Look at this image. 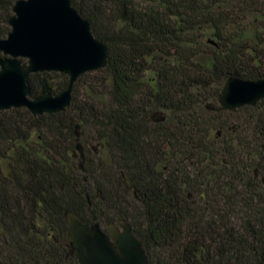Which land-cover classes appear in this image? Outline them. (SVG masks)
Wrapping results in <instances>:
<instances>
[{
    "label": "trees",
    "instance_id": "16d2710c",
    "mask_svg": "<svg viewBox=\"0 0 264 264\" xmlns=\"http://www.w3.org/2000/svg\"><path fill=\"white\" fill-rule=\"evenodd\" d=\"M16 1L0 0V38ZM71 2L108 65L61 112L0 111V264H80L67 211L128 221L150 264H264V99L205 108L229 77L264 78V0ZM29 79L41 97L69 77Z\"/></svg>",
    "mask_w": 264,
    "mask_h": 264
},
{
    "label": "water",
    "instance_id": "95a60500",
    "mask_svg": "<svg viewBox=\"0 0 264 264\" xmlns=\"http://www.w3.org/2000/svg\"><path fill=\"white\" fill-rule=\"evenodd\" d=\"M11 27L0 38V111L25 107L34 115L57 113L71 103L73 86L80 75L108 65L107 45L96 38L90 22L72 5L71 0H17ZM56 71L69 77L56 93L33 97L30 75ZM264 99V78L229 77L216 102L205 108L212 111H236L256 106ZM151 119L163 122V110ZM76 135L80 137L79 126ZM84 170L85 150L78 142ZM69 226L70 254L80 264H150V258L126 220L110 223L108 232L98 222L87 224L73 211L65 214Z\"/></svg>",
    "mask_w": 264,
    "mask_h": 264
},
{
    "label": "rangeland",
    "instance_id": "374dc122",
    "mask_svg": "<svg viewBox=\"0 0 264 264\" xmlns=\"http://www.w3.org/2000/svg\"><path fill=\"white\" fill-rule=\"evenodd\" d=\"M208 50H209V48H207ZM208 102H215V100H209ZM161 110H164V109H161ZM107 231H108V229H107Z\"/></svg>",
    "mask_w": 264,
    "mask_h": 264
}]
</instances>
